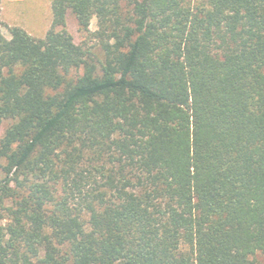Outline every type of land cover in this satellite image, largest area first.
<instances>
[{"label": "trees", "instance_id": "obj_1", "mask_svg": "<svg viewBox=\"0 0 264 264\" xmlns=\"http://www.w3.org/2000/svg\"><path fill=\"white\" fill-rule=\"evenodd\" d=\"M50 12L0 30V264H264V0Z\"/></svg>", "mask_w": 264, "mask_h": 264}, {"label": "rangeland", "instance_id": "obj_2", "mask_svg": "<svg viewBox=\"0 0 264 264\" xmlns=\"http://www.w3.org/2000/svg\"><path fill=\"white\" fill-rule=\"evenodd\" d=\"M196 1V0H193ZM51 12L50 0H0V30L9 38L8 27L16 25L24 29L34 38H42L50 27ZM66 29L77 45H81L90 52H96V42L90 35L78 30L76 20L71 13L67 14ZM96 30V19L89 24V32ZM10 121L0 124V138ZM3 161L0 160V164ZM255 259L264 262L262 256L256 255Z\"/></svg>", "mask_w": 264, "mask_h": 264}]
</instances>
